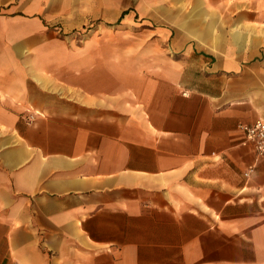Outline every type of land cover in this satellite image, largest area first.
<instances>
[{"label": "crops", "instance_id": "1", "mask_svg": "<svg viewBox=\"0 0 264 264\" xmlns=\"http://www.w3.org/2000/svg\"><path fill=\"white\" fill-rule=\"evenodd\" d=\"M257 119L264 0H0V264H264Z\"/></svg>", "mask_w": 264, "mask_h": 264}, {"label": "built area", "instance_id": "2", "mask_svg": "<svg viewBox=\"0 0 264 264\" xmlns=\"http://www.w3.org/2000/svg\"><path fill=\"white\" fill-rule=\"evenodd\" d=\"M33 114H28L26 120L32 121ZM238 127L244 133V140L253 143L254 151L257 158L264 157V119H257L251 124L239 123ZM255 169V166L249 165L244 172V176H249Z\"/></svg>", "mask_w": 264, "mask_h": 264}]
</instances>
